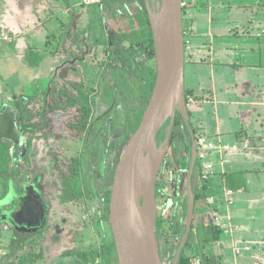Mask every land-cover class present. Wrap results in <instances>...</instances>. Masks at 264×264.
Listing matches in <instances>:
<instances>
[{"label":"rangeland","instance_id":"374dc122","mask_svg":"<svg viewBox=\"0 0 264 264\" xmlns=\"http://www.w3.org/2000/svg\"><path fill=\"white\" fill-rule=\"evenodd\" d=\"M15 1L0 0V170L7 169L0 175V198L5 194L7 177L21 184L39 174L43 176L53 208L47 231L27 243L23 235L14 241L9 225L0 223V260L17 251L13 264H99L95 224L103 220L94 202L97 195L105 194L111 187L117 154L122 155L133 135L128 116L139 112L142 105L141 99L128 97L126 83L133 79V68L146 63L143 49L133 43V37L139 32L142 13L158 9V1L101 0L92 6L83 4L82 0ZM185 2L186 11L188 0ZM16 8L33 15V23L26 24L17 34L10 27L9 14ZM74 35L80 39L74 40ZM25 36L33 42L40 41L29 45L35 55H42L41 61L49 56L57 59L56 62L47 59L45 63L49 65L43 68L45 71L32 73V67L23 65L22 53H12L10 47H15L13 42L18 43ZM185 39L188 40L187 36ZM83 44L91 51L85 55V64L77 67L69 57L79 53ZM53 80H71L93 89L89 96L90 122L78 136L73 134L71 126L83 119L79 105L54 113L41 109ZM15 96L32 98L30 108L36 111V116L30 121V133L16 131ZM37 101L41 105L35 104ZM234 121L236 117L231 119V125ZM183 145L186 147V141ZM188 156H176L169 151L156 180L157 217L162 218L160 230L156 231L159 264H174L177 256L189 195ZM77 181L78 188L74 186ZM204 184L198 187L201 196L193 222L205 234L214 224ZM79 193L84 196L77 198ZM245 198L249 199L246 193L241 195L242 200ZM261 198L242 204L237 213L248 216L258 212L256 223L263 224ZM191 241L188 236V242ZM244 245L252 244L243 241L240 248ZM211 246L192 243L184 247V252L211 257ZM253 246L257 250L260 244ZM235 254L246 264L252 260L251 252ZM213 258L214 264H222L216 255Z\"/></svg>","mask_w":264,"mask_h":264},{"label":"crops","instance_id":"0c3cea01","mask_svg":"<svg viewBox=\"0 0 264 264\" xmlns=\"http://www.w3.org/2000/svg\"><path fill=\"white\" fill-rule=\"evenodd\" d=\"M188 6L183 16L190 45L184 52V88L195 99L187 108L189 124L194 136H209L217 146L209 152L213 169L203 187L220 217L213 226L223 230L211 243V258L216 255L222 264H246L235 253L251 252L248 264H264V223H256L259 213H237L251 199L264 200V0H188ZM22 9L9 12L16 34L33 23L32 13ZM37 41L25 36L13 42L15 47L10 45L11 51L22 53L25 61L34 53L29 44ZM47 59L57 60L43 57L32 73L45 71ZM235 117L233 126L230 121ZM245 193L249 199L242 200ZM242 240L252 245L240 248Z\"/></svg>","mask_w":264,"mask_h":264},{"label":"water","instance_id":"95a60500","mask_svg":"<svg viewBox=\"0 0 264 264\" xmlns=\"http://www.w3.org/2000/svg\"><path fill=\"white\" fill-rule=\"evenodd\" d=\"M157 1L158 9L148 10L156 66L155 81L139 126L115 167L111 186L109 219L118 264H159L156 180L177 113L182 116L190 138L194 140L185 105L181 0ZM158 137L159 142L162 141L159 155L153 147ZM196 162L194 148L189 161L186 217L174 264L179 263L193 222L195 196L194 192L190 196V190L193 188ZM10 182L11 178L7 181L6 195L0 199V223L21 233L40 230L47 216L40 193L36 195L37 203L36 200L25 201L22 197L14 210L5 212L4 206L9 203ZM34 214L37 219H31Z\"/></svg>","mask_w":264,"mask_h":264},{"label":"trees","instance_id":"16d2710c","mask_svg":"<svg viewBox=\"0 0 264 264\" xmlns=\"http://www.w3.org/2000/svg\"><path fill=\"white\" fill-rule=\"evenodd\" d=\"M184 14H185V10L182 9V18ZM186 33H187L186 29L183 27L184 36H186ZM73 39L76 40L80 38H78L77 35H74ZM133 43L137 45H141L143 49V53L145 54L147 60V65L139 66L134 69V80L132 81L131 91L128 94L129 97L142 98V108L140 114L136 116V119L134 121L131 120L134 129V131H132L133 132L132 134L134 135L137 127L139 126L142 115L149 102L150 94L153 89V85L155 81V69L153 66L154 48H153V40H152L149 16L147 11H144L142 13V24L139 27V32L136 34V36L133 37ZM90 51L91 48L83 44L82 50L77 54H71L69 58L74 60V64L80 67L85 64L84 62L85 55L90 53ZM39 59H40L39 56L35 55L34 53H30L26 56L25 63L29 67H37L41 62V59L40 60ZM146 82L149 83L148 93H146V87H145ZM90 92L91 91L89 87L83 85L82 83H78L71 80H67V81L53 80L50 82L49 87L46 91V96L42 100L43 105H41L39 101L35 102V104H40L41 109H43V111H48L53 113L63 110L67 107H74L79 105L80 110L83 112L82 113L83 119L79 122L78 125L71 126L73 134L78 136L83 133L89 122L90 110H91V106L89 103ZM185 94H188V92L185 91ZM14 100L17 111L14 114L16 131L19 134L30 133L31 130L30 121L36 116V111L30 108L32 98H30L29 96H24L21 98L15 96ZM61 101L63 103H61ZM187 113L189 116L188 111ZM188 138H189V134H188V130L185 127L183 118L180 115V113H177L166 155L168 154L169 151H171L172 154L176 156L187 155L188 151L184 147L183 142L187 141ZM120 157L121 154L120 155L117 154L115 167ZM187 161H188V157H187ZM6 171H7L6 167L1 169L0 175H2V173L4 174ZM9 178L10 177L6 178L5 188H7V181ZM200 196H201L200 192L197 189L195 193L194 212L197 205L196 203L200 199ZM161 222H162V218L157 217L158 231L160 230ZM219 233L220 232L217 228L211 227L204 234L203 230L197 227L196 225H194V222H192L189 237L192 238L193 242L191 241L189 243L187 239V242L185 243V247L190 246L192 243L207 244V245L214 243L218 240ZM16 257H17V251L16 252L14 251L12 253V256L8 254L7 256L2 258V260H0V264H13L14 261L16 260ZM102 264H117V254L113 240H111L110 245L106 247V250L102 258ZM178 264H214V260L209 256H204L202 258L190 256L187 255L183 250V253L180 257Z\"/></svg>","mask_w":264,"mask_h":264},{"label":"flooded vegetation","instance_id":"af4514ba","mask_svg":"<svg viewBox=\"0 0 264 264\" xmlns=\"http://www.w3.org/2000/svg\"><path fill=\"white\" fill-rule=\"evenodd\" d=\"M145 60H146V58H145ZM88 65H91V64H88ZM145 65H147V60H146ZM91 66L93 67V64ZM139 66H144V65L143 64L136 65L132 70L133 79L129 82V84L126 83V87L129 86V89L128 88L126 89L127 95L130 93L131 88H132V81L134 80V69L136 67H139ZM153 66H154V69L156 72L155 58H154ZM61 81H64V80H61ZM145 87H146V93H148V87H149L148 82L145 83ZM90 91L92 92L93 89L92 90L90 89ZM89 96H90V94H89ZM130 98L141 99V105H142V98H139V97H130ZM89 103L91 106L92 102H91L90 98H89ZM141 108H142V106H141ZM141 108H140V111H141ZM140 111L136 112V113H132L128 116L130 124H132L131 120L134 121L136 119V116H138L140 114ZM89 122H90V117H89ZM89 122H88V124H89ZM86 129H87V127H86ZM188 134H189V132H188ZM193 136H194V134H193ZM195 140H196V136H194V140L192 141L190 138V135H189V138L186 141V147L185 148H187L186 150L188 151L187 154L189 156L191 155V152L194 148L196 149V153H197ZM189 156H188V158H189ZM75 163L78 165L77 160L75 161ZM188 167H189V163H188ZM199 175H200V165H199V162L197 160L196 165L194 167L193 180H192V187H193L194 196H195L196 190L198 189V187L202 183L201 180L199 179ZM74 186L76 188H78V186H79L78 181L75 182ZM10 188H11V190H10V194H9V203H8V205L4 206L5 212L10 213L11 210H14L20 203L19 198H22V197L25 199V201H31L32 202V200H36V203H37V198H36L37 193H40V195H41L42 206H45L47 209L46 220H45V223L41 227L40 230L26 231V233H21V232L15 231L13 227L9 226L10 229L12 230V233L14 234L13 235L14 241H16V239H18V236L23 235L24 237H26V239H24V240L27 243L28 241L32 240L35 237H40L42 234H44L47 231L49 224H50L51 213H52V208H53L52 202L49 198H47L49 194L46 191V186L43 182V176H41L39 174H36L35 176H33L28 182H23L21 184H17L15 182V180L13 178H11ZM6 192H7V188H6L5 194L0 199H2L6 195ZM100 195L101 196H99V195L96 196L94 205L99 206L101 219L103 220V221L97 222L95 224V229L98 233V240H99L98 243H99V249H100V262H99V264H102V258H103L104 252L106 250V247L109 246L111 243V240H113V235H112L111 225H110V219H109V202H110V195H111V187L109 188V190L105 194H100ZM156 195H157V192H156ZM83 196L84 195H82L80 193L76 195L77 198H80ZM33 218L37 219L36 214H34L31 219H33ZM113 242H114V240H113ZM117 264H118V260H117Z\"/></svg>","mask_w":264,"mask_h":264},{"label":"built area","instance_id":"2783aa9c","mask_svg":"<svg viewBox=\"0 0 264 264\" xmlns=\"http://www.w3.org/2000/svg\"><path fill=\"white\" fill-rule=\"evenodd\" d=\"M83 4L87 6L97 5L101 2V0H82ZM187 7V3L185 0H181V8L185 9ZM186 36H184V52L187 51L190 47L189 41L185 39ZM195 103V99L190 94H185V105L187 108H190ZM195 145L197 148V160L200 165V175L199 179L201 182L207 181L210 177V174L212 173L213 165L209 162V152H212L213 150H216L217 146L213 141L209 139V137L205 135H200L196 137ZM231 194L230 191H227L225 193L226 197H229ZM230 199H227V202H230ZM207 203L209 205L214 204V199L211 197L207 198ZM213 223L214 225H218L220 223V217L218 215V212H213ZM246 251L249 250L248 247L245 248Z\"/></svg>","mask_w":264,"mask_h":264},{"label":"bare ground","instance_id":"6f19581e","mask_svg":"<svg viewBox=\"0 0 264 264\" xmlns=\"http://www.w3.org/2000/svg\"><path fill=\"white\" fill-rule=\"evenodd\" d=\"M150 1L153 3L155 0H150ZM153 147H154V150H155L156 154L159 155L160 150H161V148H162V141H161V142H158V141L156 140L155 143H154V145H153ZM192 194H193V188H191V190H190V196H191Z\"/></svg>","mask_w":264,"mask_h":264}]
</instances>
